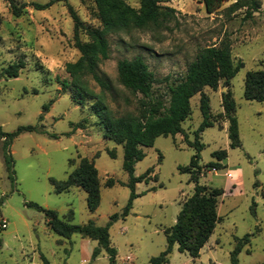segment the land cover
I'll return each instance as SVG.
<instances>
[{
    "label": "rangeland",
    "instance_id": "obj_1",
    "mask_svg": "<svg viewBox=\"0 0 264 264\" xmlns=\"http://www.w3.org/2000/svg\"><path fill=\"white\" fill-rule=\"evenodd\" d=\"M49 1L16 0L19 5H29L16 18L9 2L0 0V72L19 61L25 63L18 78L0 81V129L12 134L20 127L37 126L40 131L21 134L9 148L0 138V264H110L105 249L93 260L94 251L100 248L98 241L80 234L62 239L48 226L44 213L27 205L55 210L62 218H70L73 211V225L94 222L107 226L111 216L123 213L131 193L123 146L106 138L93 113L96 99L78 89L66 72V65L81 57L69 7L87 25L98 27L96 8L81 0L57 3L43 12L30 6ZM236 1L226 0L209 14L202 0H163V5L177 10V21L158 31L131 30L109 37L110 57L98 70L110 90L104 91L91 76L83 78L87 89L96 97L104 96L112 114L122 117L138 115L143 99L119 82L118 63L122 60L145 59L160 81L154 85L153 97L166 105L170 87L186 75L202 48L229 43L235 63H244L230 88L237 104L241 148L230 146L229 121H225L222 106V94L228 90L224 82L217 91L204 90L217 122L202 134L201 165L217 161L213 157L217 151L226 150L228 157L222 161L223 170H203L200 182L224 191L218 205L221 221L199 258L181 253L176 246L170 264H233L232 255L247 235L250 242L239 253V264L264 263V102L244 97L247 73L264 69V0L250 19L245 18V10L226 15L225 9ZM127 2L139 8V0ZM81 40L89 42L85 34ZM66 83L70 85L67 89ZM191 104L192 115L183 128L194 141L203 121L200 95ZM144 151L146 156L137 163L135 176L153 168L154 173L137 186L141 196L130 215L110 227L118 264H149L164 252L168 245L165 230L176 224L183 203L195 192L191 176L179 170L189 166L196 154L183 135L161 136ZM84 158L99 171L101 204L95 213L89 211L85 190L57 194L51 183L52 179L67 180ZM110 179L117 182L115 186H107ZM3 220L7 229L1 227Z\"/></svg>",
    "mask_w": 264,
    "mask_h": 264
},
{
    "label": "trees",
    "instance_id": "obj_2",
    "mask_svg": "<svg viewBox=\"0 0 264 264\" xmlns=\"http://www.w3.org/2000/svg\"><path fill=\"white\" fill-rule=\"evenodd\" d=\"M10 4V10L14 17L20 18L29 5H19L16 0H6ZM69 0H51L46 4L31 3L35 11L43 12L57 3H67ZM92 2L96 8L97 19L100 26L93 27L83 22L73 7H69L74 22V38L76 48L81 57L75 63L66 65V72L73 77L78 89L85 90L88 96L96 99L93 105V113L99 118L101 127L105 130L107 139L122 145L124 148V170L129 175V187L131 193L129 201L121 215L114 214L110 217L107 226H97L94 222L77 226L71 223V217L62 218L55 210H48L35 203H27L45 214L48 226L62 239H71L74 234L98 241L100 248L93 254V260L98 258L100 249H105L110 257V264H118L117 251L111 245L110 227L120 218L125 219L133 210L134 202L141 195L137 193V186L147 182L154 173V168L149 169L141 176H135L137 163L146 156L144 149L153 147L157 138L161 136L183 135L186 143L196 150L191 163L187 167H179L182 173L189 174L190 182L195 184L193 196L188 198L182 206L177 222L171 228L165 230L167 248L159 256L153 257L149 264H170V255L178 246L181 253H188L193 258H199L202 249L208 244L214 234L221 218L218 214L220 197L224 195L222 189L213 188L201 184L203 170L219 171L225 168L222 161L228 157L226 150L217 151L213 161L208 165H201V152L205 148L201 142L202 134L216 125L215 116L212 113L209 96L206 88L217 91L221 82L228 89L222 94V106L224 108L225 121H229L230 146L233 149L241 148L239 136V124L235 117L237 104L231 91V81L239 71L244 68V63H235L232 48L229 43H223L220 47L202 48L196 58L188 65L186 75L170 87L169 105L162 100L154 99V85L160 82L150 70L149 65L141 56L132 60H122L118 63V77L121 85L132 94L142 95L141 108L138 115L128 114L115 117L107 104L104 96L96 97L91 93L83 78L91 76L93 80L105 90H110V85L104 76L99 73V65L110 57L109 37L131 30L158 31L177 21V10L163 5V0H139V8L131 6L127 0H81ZM226 0H202L209 14L217 12ZM262 0H238L225 9L227 16L245 10V18L250 19L262 8ZM85 34L89 42L84 43L81 35ZM1 41V27H0ZM25 63L19 61L0 72L2 78H18ZM170 78L166 81L169 82ZM70 85H64L67 89ZM200 95V109L203 121L194 133L195 140L191 141L189 134L183 128V123L192 115V99ZM244 97L249 101L264 102V69L250 71L245 78ZM42 118V117H41ZM224 121V122H225ZM40 132L37 126L20 127L16 132L9 134L0 129V138L5 140L7 147L14 138L23 133ZM114 157V155H112ZM9 162V160H8ZM54 191L57 194L68 193L74 188H81L88 194V208L95 213L101 204V183L99 171L94 162L87 158L81 160L79 166L69 175L65 181L51 180ZM116 181L110 179L107 186L113 187ZM250 235L241 240L232 255V263L239 264L238 255L245 244H249ZM47 264V263H46ZM264 264V263H262Z\"/></svg>",
    "mask_w": 264,
    "mask_h": 264
},
{
    "label": "built area",
    "instance_id": "obj_3",
    "mask_svg": "<svg viewBox=\"0 0 264 264\" xmlns=\"http://www.w3.org/2000/svg\"><path fill=\"white\" fill-rule=\"evenodd\" d=\"M1 227H2V229H7L8 228L7 222L5 220L2 221Z\"/></svg>",
    "mask_w": 264,
    "mask_h": 264
}]
</instances>
